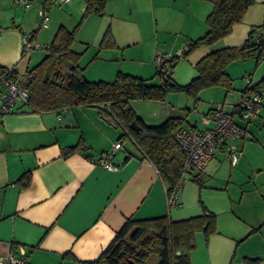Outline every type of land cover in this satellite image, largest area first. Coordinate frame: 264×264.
I'll return each mask as SVG.
<instances>
[{
	"label": "crops",
	"instance_id": "0c3cea01",
	"mask_svg": "<svg viewBox=\"0 0 264 264\" xmlns=\"http://www.w3.org/2000/svg\"><path fill=\"white\" fill-rule=\"evenodd\" d=\"M31 1L32 6L23 10L13 0H0V65L18 74L43 56L34 51L21 55V38L26 32L42 30L49 41L60 24L73 27L85 9L82 0L69 1L66 10L53 9L48 0ZM135 1L105 0L103 13L84 18L74 42V48L82 52L80 59L94 48L90 60L81 64L79 59L84 76L87 63L102 60L117 66L97 71L98 78L85 76L87 79L110 81L122 71L157 81L154 59L159 51L177 56L174 63L184 65L173 66L171 76L178 83H187L197 73L195 63L211 48L198 46L182 53L191 39L206 31L205 16L211 3L141 0L157 16L156 29L145 45L138 29L117 22L126 12L138 10ZM41 4L50 10L47 20L37 14ZM109 15L117 17L116 21L109 20ZM107 25L116 44L108 48L100 46ZM252 28L264 37V0H255L242 22L234 24L214 46L241 45ZM163 31L168 35H162ZM178 47L183 49L180 55L173 52ZM119 60L135 66L123 71ZM225 70L232 82L228 90L211 86L199 91L198 99L172 91L163 100L135 99L130 106L147 125L184 117L182 125L210 126L200 116L215 102L233 112V105L244 96V74L264 91V61H231ZM106 110L73 106L36 111L17 103L1 116L0 257L13 254L22 257L24 264H77L96 259L129 217L140 220L167 215L178 220L208 211L216 218L214 233L196 235L190 264H245V259L264 264V103L258 116L246 125V135L227 141L236 147V165H230L226 146L219 147L204 168L187 171L179 206L171 207L155 166L128 135L119 137L122 127ZM126 139L133 151L126 148ZM118 140L120 148L112 151L113 169L92 162Z\"/></svg>",
	"mask_w": 264,
	"mask_h": 264
},
{
	"label": "trees",
	"instance_id": "16d2710c",
	"mask_svg": "<svg viewBox=\"0 0 264 264\" xmlns=\"http://www.w3.org/2000/svg\"><path fill=\"white\" fill-rule=\"evenodd\" d=\"M254 1L209 0L211 11L205 16L207 29L203 35L189 41L182 55L198 46L207 45L211 49L195 63L196 75L182 84L176 82L170 72L176 55L167 59V73L156 67L157 81L150 82V78L122 71H117L110 81L87 79L78 63L82 52L74 48V42L84 18L91 13H103L105 0H84L85 9L78 22L71 28L60 24L45 46L41 60L26 70L30 80L24 103L36 111L73 106H99L104 109L108 106L107 113L122 127L119 137L128 135L132 139L155 166L164 187L169 191L191 170L184 171V154L173 134L183 124L184 117H168L159 124L147 125L131 108L130 101L163 100L172 91L196 97L199 91L211 86L221 85L226 90L230 89L232 82L225 67L231 61H264V37L259 29L252 28L241 45H214L230 33L234 24L242 22ZM48 3L52 2L48 0ZM42 5L47 10L46 4L39 5L38 9ZM112 37L108 27L100 38V46H115ZM0 69L5 67L0 65ZM7 74L18 77V73L12 69L7 70ZM259 85L255 84V87ZM253 88L246 85L244 96ZM132 121L140 128H130ZM215 223L214 213L208 211L178 220L170 219L167 215L140 220L129 217L96 259L77 261V264H190L189 254L194 248L196 235L209 237L214 233ZM245 264H256V260L245 259Z\"/></svg>",
	"mask_w": 264,
	"mask_h": 264
},
{
	"label": "built area",
	"instance_id": "2783aa9c",
	"mask_svg": "<svg viewBox=\"0 0 264 264\" xmlns=\"http://www.w3.org/2000/svg\"><path fill=\"white\" fill-rule=\"evenodd\" d=\"M14 3L22 5L25 9L32 6L31 0H13ZM52 3L64 5L70 0H49ZM38 14L42 20L48 19L47 10L42 5L38 9ZM33 33L23 35L21 38V55L28 56L34 49L41 45L34 41ZM169 56L163 53L155 54L156 67L167 73L169 66L167 59ZM10 68L0 69V119L1 116L10 112L17 103L26 102L28 92L27 84L30 80V75L27 71L18 74L17 78H13L7 74ZM242 81L245 86H254L246 95L241 97L236 104L233 105V112L226 111L222 102L212 104L209 112L200 116V120L210 126L196 128L191 126H179L174 136L178 141L184 154V171L188 169L201 170L211 160L215 151L223 146H226L227 156L231 166H235L238 161L236 147L227 143L229 140L243 138L246 135V125L258 116L259 110L264 103V91L262 88L255 87L248 74H244ZM108 108V106L106 107ZM235 116V118H234ZM59 117V116H58ZM121 142L116 141L110 151L103 153L94 159L92 162L101 164L106 168L113 169L114 165L111 162L112 151L120 148ZM185 181L182 176L171 190L164 187L166 203L168 207L179 206L178 195ZM25 260L13 254L0 257V264H24Z\"/></svg>",
	"mask_w": 264,
	"mask_h": 264
},
{
	"label": "rangeland",
	"instance_id": "374dc122",
	"mask_svg": "<svg viewBox=\"0 0 264 264\" xmlns=\"http://www.w3.org/2000/svg\"><path fill=\"white\" fill-rule=\"evenodd\" d=\"M82 1H84V0H82ZM135 3L138 6V10L137 11H134L133 10L131 13H128L126 11H123V13H125V12L126 13L123 15V18H120L119 20L117 19V22H120L123 25H132V27L134 29H138L141 32V34H142L141 37L145 38V41H144L145 42V45H147L148 44V41H149V36L152 35V33L154 32V30L156 29V26L153 27V25L155 24V21H154L155 20V17H157L155 15L156 12L146 9L145 7L147 6V4L144 6L141 0H136ZM49 4L52 5L53 9H59V10H62L63 9V10H66L65 4L64 5H60L58 3H49ZM16 6H18V5H16ZM21 9L24 10L23 7ZM22 13H23V11H22ZM47 13L50 15L51 14L50 13V10H47ZM37 14H38V11H37ZM49 15H47V16H49ZM81 16L82 15H80V16L77 17V19L75 21L76 23L81 18ZM65 18H66V15H65ZM116 18L117 17H115V18L112 17L111 18L110 15L108 16V19L109 20L112 19V22L116 21ZM104 19H107V15L105 16ZM39 21H40V19H39ZM107 27H110V26L107 25ZM107 27L104 29V31L102 33V36H103L105 30L107 29ZM159 29L161 30V28H159ZM41 31L42 30H37L38 34H37V32H35V37H34L35 38L34 41L38 42L41 46L39 48H37V49H34L33 50L34 51L33 54H38L39 56L44 55V53H45V45L50 42V41H48L46 39V36L44 34H41ZM110 31H111V28H110ZM29 33H34V31H31L30 30V31L26 32L24 35H28ZM111 33H112V31H111ZM162 35H165L166 36L168 34H167L166 31H163V34ZM51 38L52 37H50L49 40H51ZM138 45H140V44H138ZM180 49H182V48L181 47H178V49H176L175 51H173L174 54H177L180 51ZM93 50H94V48H90L89 51L87 52V54H85V55H83V57H81V59H80V63L81 64H84V62H87L88 60H90V58H91V56L93 54ZM158 52L159 51H157L155 54H157ZM159 53H161V52H159ZM87 64H88V67L86 68V70L84 68V70H85V74H86L85 76H88V77L90 76L89 78H98V75L99 74L96 75V72L97 71H99V70L100 71L101 70L102 71L103 70L104 71H107L108 69H110V67L117 66L114 63H105L102 60H97L96 62H92V63L90 62V63H87ZM180 65H184V64L178 62V63H176L174 65V67L180 66ZM118 66H120L123 71L132 70V68H134V66H135V63H125V62L119 60L118 61ZM97 67H99L100 69L97 68ZM152 79H153V77L150 78V79H148V80L150 82H152L151 81ZM130 145H131L130 144V141L128 139H126L125 140V146H126V148H128V150H132V149L134 150V148H132L133 146H130Z\"/></svg>",
	"mask_w": 264,
	"mask_h": 264
},
{
	"label": "water",
	"instance_id": "95a60500",
	"mask_svg": "<svg viewBox=\"0 0 264 264\" xmlns=\"http://www.w3.org/2000/svg\"><path fill=\"white\" fill-rule=\"evenodd\" d=\"M182 50L183 49H180V51L177 54L180 55V52ZM129 126H130V128H133V129H139L140 128V126L138 124H136L135 121H132ZM179 253H180L179 251L176 252L177 255H179Z\"/></svg>",
	"mask_w": 264,
	"mask_h": 264
}]
</instances>
